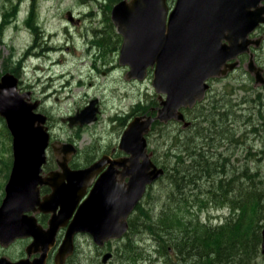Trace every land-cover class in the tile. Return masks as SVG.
Returning <instances> with one entry per match:
<instances>
[{
	"label": "water",
	"instance_id": "water-1",
	"mask_svg": "<svg viewBox=\"0 0 264 264\" xmlns=\"http://www.w3.org/2000/svg\"><path fill=\"white\" fill-rule=\"evenodd\" d=\"M262 1L176 0L172 7L168 0H121L113 6L111 18L124 39L120 63L129 66L128 78L138 80H144L148 69H153V86L161 95V107L155 116H136L124 130L119 148L129 157L114 162L124 167L121 176L128 178L127 183L116 181L113 167L107 169L70 223L87 188L109 159L105 156L90 167L72 170L66 158L59 162L62 172L42 177L50 141L47 116L36 111L38 102L31 101L29 92L20 91L19 79L14 74L1 77L0 116L6 120L13 137L14 161L0 207V241L10 243L33 236L27 251L33 249L42 254L33 263L29 259L17 262L2 259L0 264H46L48 252L63 227L68 228L56 256L57 264H63L72 254L74 235L78 232H90L96 243L102 245L127 231V219L147 187L165 174L149 151L147 136L152 124L173 119L183 122L185 127L192 124L186 121L183 109L201 102L211 87L208 81L235 69L238 62L234 59L249 52L252 42L249 35L264 22ZM68 17L73 20L72 13ZM253 64L250 63L251 71ZM256 82L264 84L260 68L256 69ZM96 104L97 100L91 101L84 110L69 117L70 125L97 121ZM69 151L76 152L74 147ZM41 185L52 189L43 201ZM39 210L52 213L46 229L34 216L25 214ZM262 237L264 254V228Z\"/></svg>",
	"mask_w": 264,
	"mask_h": 264
},
{
	"label": "rangeland",
	"instance_id": "rangeland-1",
	"mask_svg": "<svg viewBox=\"0 0 264 264\" xmlns=\"http://www.w3.org/2000/svg\"><path fill=\"white\" fill-rule=\"evenodd\" d=\"M173 1L171 0L172 3ZM114 5L110 0H0V77L5 72L16 71L19 73L23 90L31 88L35 91L36 97L45 99L42 109L51 117L52 131L55 134L52 140H61L64 144L75 143L80 150L76 162L82 166L119 147L127 124L136 116H150L146 111L160 102L158 97L160 93L155 91L152 84L153 75L148 74L144 80L127 79L128 66L103 68L101 71L104 70L105 73L97 72L95 63L88 55L77 57L88 46L86 37L93 38L94 30L99 29L103 32L98 38L99 41H102L106 29L111 37H116L110 26L112 22L110 13ZM31 11L36 15L34 18L36 27L30 23L31 21L33 23ZM69 12L74 19H81L79 28L70 23ZM68 30L72 33L80 32L82 36L76 42ZM60 45L63 46L62 50L69 46L72 55L50 51L51 49L56 51ZM98 46H102V43ZM75 53L77 55L74 56ZM114 53L117 58L118 52ZM58 58L62 61L54 63ZM247 63H250L248 58L228 78L213 81L212 90L204 100L207 105L213 101H221L219 110L226 111L229 119L221 116L224 119H220L217 124H231L224 134L220 133V142L225 141V144L211 150L216 156L209 157L208 164L222 175L223 170L215 168L211 161L219 162L229 174L240 166H249L250 173L255 176L259 172L263 174L255 179V183H260L264 187V88L256 84L255 75L250 73ZM38 67L41 69L38 70ZM67 79H70L69 83ZM65 84L68 86L63 87ZM95 100L99 107L98 120L78 130L77 140L71 141L69 136L74 129L72 131L61 117L68 114L74 116ZM195 115L196 112H193L189 119L194 121ZM169 129L174 130L172 131L174 136L175 131L183 127L179 122L172 121ZM164 132V127L157 128L149 137V148L162 160H165V153L168 150ZM215 132L216 130L213 131ZM231 136H234L231 139L233 143H230ZM211 139L219 142L215 136ZM185 141L187 143V137ZM205 145L207 146L201 147V150L208 149L209 144ZM49 154L55 165V153L50 151ZM65 154L62 151L61 156ZM11 159L12 136L4 119L0 118V203L5 194ZM185 167L190 168L187 162ZM172 172L153 185L142 201L143 207L152 210L155 218L160 216L163 211L161 208H165L170 203L171 196H174L175 192L171 191V180L168 178L173 175ZM206 190L203 186V193L201 189L190 192L193 202L188 204L191 209L185 215L193 219L199 217L202 223L213 228L223 226L230 209L226 207L220 210L214 203H209ZM172 192L174 193L170 195ZM136 216L142 217V214L136 211L134 217ZM148 230L143 226H140V231L131 229L125 242L121 244L124 249L118 252L119 242L111 244L116 245L110 247H114L117 253L108 264H189L188 261L179 259L174 250L166 252L164 246L169 248V237H164L160 240L162 242H159L157 237L153 238L150 235L151 230ZM25 245L18 242L9 250L0 247V256H16L23 252ZM131 246L136 248L129 250L128 247ZM79 247L81 264L101 262L99 251L93 247L89 236L79 238ZM209 248L211 247L206 249ZM185 249L187 251L184 255L181 253V257L188 259L198 257L195 254L198 252L196 248L188 246ZM206 249L200 251L205 254ZM188 250H191L194 256ZM140 255L144 257L140 258ZM73 258L69 259V264H73ZM240 264H264V254L261 252L256 260L251 261L242 257Z\"/></svg>",
	"mask_w": 264,
	"mask_h": 264
},
{
	"label": "trees",
	"instance_id": "trees-1",
	"mask_svg": "<svg viewBox=\"0 0 264 264\" xmlns=\"http://www.w3.org/2000/svg\"><path fill=\"white\" fill-rule=\"evenodd\" d=\"M119 1L110 0L112 5ZM205 103V101L200 102L194 109H186L185 112L189 116L196 112L192 126L186 130L175 131L174 136L172 135L174 130L169 129L171 122L167 124L157 122L153 125L152 132L157 128H165L164 136L166 135V147L168 148L165 160L158 159L153 150L156 163L166 170V174L159 181L173 171V175L168 178L171 180V191L175 192L170 195L174 193L175 197L171 196L170 203L165 208H161L163 211L157 218L151 211L146 210L141 202L138 211L142 217H134L130 229L140 231V226H143L153 231L154 234H173L174 238L173 240L171 238L169 246L174 245L172 249L182 260L184 258L181 257V253L184 255L185 247L190 244L188 236H204L201 243L206 248L211 247L206 249L204 264H240L242 257L250 261L256 260L261 253V231L264 226V187L260 183H255V179L263 174L257 171L259 173L255 176L250 173L249 166H240L229 174L223 167V172H225L224 175L220 174L222 176L220 177L216 174L214 167L209 166V157L216 155L209 149L201 150V147L207 146L205 144H209L208 148L218 146V143L222 144L220 133L224 134L231 124H217L220 119H224L221 116L229 119L226 111L219 110L221 101H213L208 105ZM215 130L216 132L213 133ZM213 136L217 137L219 142L211 139ZM185 137H187V143ZM232 137L234 136L230 137V143L233 142ZM186 162L189 169H185ZM211 164L216 168L219 163L211 161ZM7 172L8 177L10 171ZM203 186L207 189L206 195L209 203H214L219 207L225 205L230 207L231 214L226 218L223 226L213 228L208 224H202L199 217L193 219L185 215L191 209L188 204L193 202L192 196L189 195L190 192L200 189L202 191ZM195 241L197 240L191 239V242ZM164 248L166 252L169 251L165 246Z\"/></svg>",
	"mask_w": 264,
	"mask_h": 264
},
{
	"label": "flooded vegetation",
	"instance_id": "flooded-vegetation-1",
	"mask_svg": "<svg viewBox=\"0 0 264 264\" xmlns=\"http://www.w3.org/2000/svg\"><path fill=\"white\" fill-rule=\"evenodd\" d=\"M174 3H175V0L173 1V3L171 2V0H169V4L172 7L174 6ZM261 6H264V1L261 2ZM31 16H32V19H33V23H32V21L30 23H31L32 26H35L34 25V18L36 17V15H35L34 11H31ZM263 16H264V14H263ZM74 18H73L72 21L70 20V23L72 25H74L76 28H79V25L81 24V19L80 18L74 19ZM110 18H111V13H110ZM109 22H110V19H109ZM110 26H111L114 34L116 35V37L115 36L111 37V34L107 33L108 31L106 29V33L102 37V41H99L98 38H99V36L103 35V32L101 30H99V29H96V30H94L93 38L86 37L88 39V42H87L88 46L83 50V52H82V54L80 56H77V57H81L83 54L84 55H88V57L91 58V60H93V62L95 63V65H96L95 69H96L97 72L101 71L103 68L104 69H111L113 67H118V66H122V67L124 66V68H127V66H128V65H121V63H120V51H121V47H122L123 40H124L123 36L120 33H118V31L116 30V26L114 25L113 21L111 22ZM68 31L70 32V30H68ZM110 32H111V30H110ZM70 33H71V36L74 38V40L76 42L82 36V34L80 32H77V33L70 32ZM249 38L252 40V42L250 43L249 52L243 53V54L239 55L237 59H235V60H237L238 63H237L236 68L234 70L228 71L227 74L224 75V76H217V77H214V78L210 79L208 82H209L211 87H212L211 83L213 81L222 80V79H225V78H228L229 76H231L232 73H234L235 71L238 70V66H242L241 64L244 63V60L246 58L250 59V63L251 62L254 63L252 65L253 71L250 70V63L249 64L247 63L250 73L255 75L256 74V69L260 68L262 70V74L264 75V63H262V60H264V22H261L254 29V31L249 35ZM99 43H102V46L99 47L98 46ZM110 45H111V48H110ZM62 49H63V46L60 45V46H58V48H56V51L52 50V49L50 51L51 52H56V53L60 52V53H62V55L69 54V53H70V55H72L71 54L72 51H71L69 46H66V48H65L66 51L62 50ZM111 51L113 52V54H110ZM114 51L118 52V57L117 58L115 57ZM75 55H77V53H75L74 56ZM258 60L261 61V62H258ZM61 61H62V59L58 58V60H54V63H59ZM40 69L41 68L38 67V70H40ZM101 72L105 73L104 70L101 71ZM10 73L14 74L19 79V86L22 89V87L20 85V84H22V82H21V79L19 77V73H17L16 71H11ZM127 74H128V72H127ZM148 74L151 75V76L153 75V69L151 67L149 68ZM127 79L133 80V79H136V78H128L127 77ZM67 82L69 83L70 79H67ZM152 84H153V82H152ZM256 84L257 85H262L263 88H264L263 84H261V83L260 84L256 83ZM67 86H68L67 84L63 85V87H67ZM29 87H31V86H29ZM211 87H210V89H208L206 94H209V92L212 90ZM24 91L29 92L31 94V101L32 102H34V103L38 102L36 110L38 112H42V113L46 114L45 110L42 109L45 99L44 98L40 99V98L36 97L35 91L33 89H31V88H28L27 90H24ZM217 95H219V94H217ZM158 97H159V101H160V95L159 94H158ZM163 97L165 98V94L163 95ZM159 107H160V102H157L155 105L151 106L146 111V113L147 114L150 113L151 115H156L157 114V109ZM70 116H72V115H70ZM189 117L190 116L186 114V118H187L186 121L193 123V120H190ZM61 118H62L63 122H65L68 126H70L72 128L71 129L72 131L74 129L72 134L69 136L71 141H74V142L78 138V136H77L78 130H81L82 127H84L86 125H89V124H85V125L82 126L80 124H75V125L71 126L70 125V121H69V114L67 116H62ZM172 121L176 122V120H174V119L171 120L170 122H172ZM157 122L165 124V122H161L159 120L155 121L154 124L157 123ZM180 124L182 125L183 129H185V130L189 129V127L192 126V124H191V125L185 127L184 123H180ZM46 126H47L48 132L50 134V141H49V147L46 150V161H45V163L42 166V171H41L42 177H44V178L45 177H49L50 174L52 172H55V171H61L62 172L63 169L60 167L59 162L63 163L66 158L68 159L67 165L72 170L84 169V168L90 167L93 164H95L96 162H98L99 160H101L105 156H107L108 159H109V161L104 164V168L101 171H98V173L96 174V177H95V179L93 181V184L87 188V194L82 198L80 203L77 205V208L75 210L74 216H75L77 210L79 209L80 205L84 202V200L90 194L91 190L93 189V187H94L95 183L97 182V180L99 179V177L103 174V172H105L110 167H113L115 169V171H116V174H115L116 175V181L122 182V183H124V182L127 183L128 178L126 177V178L123 179L122 176H121V172L123 171L124 167L123 166H118L115 163L116 160L129 157V155L124 150H121L119 147H117L115 150L113 149L109 153L108 152L103 153L101 156H99L97 158H94L87 165L82 166L81 164L76 162V157L78 156V153H79L80 150L76 146L75 143L68 142L67 144H64L63 142H61V140H58V141L52 140V137L55 134L52 131L51 117L49 115H47ZM151 133H152V131L148 135V140H149V137H150ZM221 143L222 144L218 143V146L215 145V147H211L210 146L208 148L209 151L211 152V150H213V149H217L219 147L224 146L225 143H223V142H221ZM231 143H233V142H231ZM56 144H59V146H56ZM67 145H73L75 147L76 152L69 151V149L73 148V146H67ZM59 147H61V148H59ZM50 151L55 153V156H56V158H55L56 164L55 165L53 164L52 156H50V154H49ZM62 151H64L66 153L64 156H61ZM56 152H58V154H56ZM211 153H213V152H211ZM154 157H155V154H154V151H153L152 159L156 163ZM11 163L13 164L12 161H11ZM217 165H218L217 167L220 170H223V166H221L219 164H217ZM216 174L219 175L220 177H222L219 174L218 171H217ZM51 192H52V189L48 185H41L40 186V200L43 201V197H45L47 195H50ZM140 203H139V205H140ZM1 204H2V201L0 203V206H1ZM139 205L136 206V208L134 209L135 211H133L130 214V216L128 217L127 221H128L129 227H128L127 231L121 237L109 239L107 241H104V243L102 245H98V244H96L95 238L93 237V235L90 232H78V233H76L74 235L72 254H70V255H68L66 257V259L63 262V264H69V259H71L72 257H74L73 258L74 261H72L73 264H81V257H80L81 254H79V250H80L79 238L82 237V236H89L93 247L95 246L94 248L99 251L98 255L101 256L102 260H101V262H98L96 264H108V262L114 257V254L117 253L118 250L120 251V250H122V248L124 249V247L121 246V244H123L125 242V239L129 235V231L131 230L130 228L132 226V219L134 218L135 212L138 211ZM59 210H60V208L58 207L56 211L59 212ZM138 213H139V211H138ZM25 214L28 215V216H34L35 219L37 220L38 224H40L44 229L48 228L49 220L52 217L51 213H46L44 210H42V211L39 210V211H35V212L34 211H30V212H27ZM74 216H72L70 218L69 222L74 218ZM68 224H67V226H68ZM146 230H148L147 227H146ZM66 231H67V227H63V228H61L58 231V233L56 235L55 244L50 248V250L48 252V258H47L46 264H57L56 263V256H57V253L59 251L60 245H61V243L63 241V238H64V236L66 234ZM147 232H149V230ZM150 233L149 234L153 238L157 237L159 242H162V241H160L162 238L169 237V239H170L169 242L171 243V238H172V240L174 238L173 234L172 235H169V234L168 235H162V234L158 235V234H154L153 231H150ZM170 236H171V238H170ZM203 238H204V236H188L189 240H191V239H196L197 240L195 242H191L190 241V244H188L187 247L188 246L189 247L192 246L193 249L196 248L198 250V252H196L195 254L198 255V257L194 256L192 254L191 250L190 251L188 250L194 256V258H192V259L184 258V262L188 261L189 264H204L205 257H204V252L203 251L206 249V247H205L204 244L201 243V241H203ZM33 241H34V237L33 236H29V237H26V238H18V239L14 240L13 242H10V243L0 242V247L1 248L2 247L5 248L6 250H9V248L14 246L18 242H22V243L26 244L23 252L21 251L16 256L1 255L0 256V260L7 259V260H9L11 262H17V261L22 260V259H29V261L31 263H33L36 259L40 258L41 254H42L41 251H34L33 249L30 252L27 251V249L30 247V245H31V243ZM117 242H119V243L117 245V252H116L115 248L114 247H110V246H116V245H111V244L117 243ZM173 246L174 245H172V247L169 246L168 250H171L173 252V249H172ZM134 248H136V247H133V246L128 247L129 250L134 249ZM162 248H163V246H162ZM200 250H203V251H200ZM185 251H187V250L185 249ZM199 253H201V254L199 255ZM108 255H110V256L107 258L106 256H108ZM105 257L107 258L106 261H104ZM139 257L141 258V257H144V256L140 255ZM196 260H197V262H196ZM95 262L96 261H94L93 264Z\"/></svg>",
	"mask_w": 264,
	"mask_h": 264
},
{
	"label": "bare ground",
	"instance_id": "bare-ground-1",
	"mask_svg": "<svg viewBox=\"0 0 264 264\" xmlns=\"http://www.w3.org/2000/svg\"><path fill=\"white\" fill-rule=\"evenodd\" d=\"M6 226H8V225H6Z\"/></svg>",
	"mask_w": 264,
	"mask_h": 264
}]
</instances>
